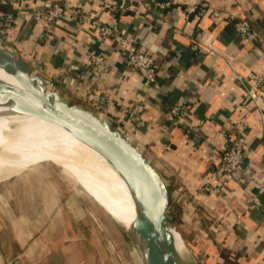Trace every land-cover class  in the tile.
<instances>
[{
    "label": "crops",
    "instance_id": "crops-1",
    "mask_svg": "<svg viewBox=\"0 0 264 264\" xmlns=\"http://www.w3.org/2000/svg\"><path fill=\"white\" fill-rule=\"evenodd\" d=\"M49 1L25 3L30 9ZM62 1L125 28L154 57L158 86L128 69L117 43L100 40L90 27H76L67 11L47 29L24 15L21 5L0 1V15L14 18L0 44L51 80L69 102L100 112L127 133L161 175L178 214L172 221L189 234L200 264H264V94L253 85L258 76L264 83V0H168V6L154 8L145 0ZM128 3L137 9L117 8ZM199 5L204 14L198 13ZM230 16L248 19L257 37L237 35ZM93 51L103 55L98 65L88 61ZM89 92L104 102L89 103ZM134 102L144 106L139 116L120 112L119 103ZM177 102L188 109L179 119L168 112ZM239 119L245 126L246 155L236 171L223 174L218 153L224 133ZM204 184L210 190L201 191ZM252 193L260 205L250 202ZM5 202L0 199V264H27L35 248L23 240L28 233L23 227L12 229L7 240Z\"/></svg>",
    "mask_w": 264,
    "mask_h": 264
},
{
    "label": "rangeland",
    "instance_id": "rangeland-1",
    "mask_svg": "<svg viewBox=\"0 0 264 264\" xmlns=\"http://www.w3.org/2000/svg\"><path fill=\"white\" fill-rule=\"evenodd\" d=\"M22 161L29 167H22ZM0 199L10 214L7 240L12 229L23 227L28 232L23 240L35 248L26 256L27 264H143L142 252L125 227L48 159L31 163L27 154L16 157L0 172ZM167 213L173 215V202ZM172 223L183 241L180 262L200 264L189 234Z\"/></svg>",
    "mask_w": 264,
    "mask_h": 264
},
{
    "label": "water",
    "instance_id": "water-1",
    "mask_svg": "<svg viewBox=\"0 0 264 264\" xmlns=\"http://www.w3.org/2000/svg\"><path fill=\"white\" fill-rule=\"evenodd\" d=\"M0 67L8 70L21 88L0 89V104L58 123L106 157L126 181L137 203L131 237L142 252L143 264H182L175 248L177 230L167 213L168 189L142 151L108 120L49 89L27 62L1 44Z\"/></svg>",
    "mask_w": 264,
    "mask_h": 264
},
{
    "label": "bare ground",
    "instance_id": "bare-ground-1",
    "mask_svg": "<svg viewBox=\"0 0 264 264\" xmlns=\"http://www.w3.org/2000/svg\"><path fill=\"white\" fill-rule=\"evenodd\" d=\"M0 89L21 91L17 80L0 67ZM0 172L16 157L27 154L31 163L48 159L71 181L89 192L131 234L136 199L117 169L91 146L58 123L35 114L8 110L0 104ZM27 168L28 161H22ZM14 168H11V172ZM175 248L182 238L175 231ZM138 246V245H137Z\"/></svg>",
    "mask_w": 264,
    "mask_h": 264
},
{
    "label": "built area",
    "instance_id": "built-area-1",
    "mask_svg": "<svg viewBox=\"0 0 264 264\" xmlns=\"http://www.w3.org/2000/svg\"><path fill=\"white\" fill-rule=\"evenodd\" d=\"M0 1L3 3L21 5L23 7L21 11L24 15L27 14L35 22L43 23L47 27V29L54 27L57 21L62 19L67 11L68 20L74 23L76 27H90L96 32V35L100 40L109 39L110 41L117 43L120 46L122 57L128 69L131 72L137 73L148 85H151L153 87L158 86L156 79L157 65L154 57L151 54L142 51L136 44L134 39H132L128 35V32L125 28L103 23L98 17L91 16L79 4L72 5L69 8L68 5L62 0H51L43 6L30 9L27 8V5L25 3L26 0ZM203 1L204 0H199L200 3ZM143 3L148 8H154V6H168L170 4V1L145 0ZM113 8H115V5H113ZM117 8L121 12H126L135 11L137 9V6L128 3ZM205 12V7L203 5H199L198 13L204 14ZM229 18L233 20L234 29L237 35H240L242 37L249 35L252 37L250 40L257 37V34L252 30L251 23L248 19H234L232 16H230ZM13 21L14 18L11 14L0 15V40L6 38L7 30L11 27ZM192 49L199 50V46L197 44H193ZM88 61L92 65H98L103 61V55L97 51L90 52V54L88 55ZM44 80L46 81L49 89L56 90L51 80ZM253 85L258 89L260 95L264 94V83L260 76L254 78ZM85 99L89 103L94 104H102L104 102L102 97L95 92L87 93ZM143 109V104L139 102H134L129 105L119 103L120 112L129 117L139 116L142 113ZM168 112L171 116L179 119L187 114L188 109L183 103L177 102L169 108ZM96 113L102 119L108 120L110 122V120L106 118L105 115H102L100 112ZM115 128L118 127L115 126ZM191 129L194 135H197L198 125L192 127ZM119 130L128 139H130L124 130ZM224 138V145L220 149L217 157V167L223 174H228L238 169V166L243 162L244 156L246 155L245 126L241 119L235 121L231 128L226 133H224ZM200 190L208 191L210 190V186L204 184L203 186H201ZM250 202L254 205H260V201L254 193L250 195Z\"/></svg>",
    "mask_w": 264,
    "mask_h": 264
},
{
    "label": "trees",
    "instance_id": "trees-1",
    "mask_svg": "<svg viewBox=\"0 0 264 264\" xmlns=\"http://www.w3.org/2000/svg\"><path fill=\"white\" fill-rule=\"evenodd\" d=\"M174 209V208H173ZM176 214H177V212L174 210V213H173V215L171 216L172 217V220H174V221H176Z\"/></svg>",
    "mask_w": 264,
    "mask_h": 264
}]
</instances>
